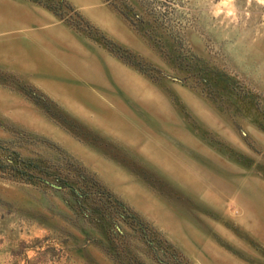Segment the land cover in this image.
Here are the masks:
<instances>
[{
	"label": "rangeland",
	"instance_id": "rangeland-1",
	"mask_svg": "<svg viewBox=\"0 0 264 264\" xmlns=\"http://www.w3.org/2000/svg\"><path fill=\"white\" fill-rule=\"evenodd\" d=\"M0 264H264V0H0Z\"/></svg>",
	"mask_w": 264,
	"mask_h": 264
},
{
	"label": "trees",
	"instance_id": "trees-1",
	"mask_svg": "<svg viewBox=\"0 0 264 264\" xmlns=\"http://www.w3.org/2000/svg\"><path fill=\"white\" fill-rule=\"evenodd\" d=\"M60 1L62 3L63 0H60ZM129 12H131V11H129ZM124 14L127 17H129V15H130L129 13H127L125 11H124ZM157 30L158 29H156V28H152V38L153 39H155V37L156 38L158 37V34H157L158 31ZM163 42L169 48L170 56H172V57L175 56L173 53L175 51V44L170 43V42L168 43L167 40H163ZM190 60H191L189 63V64H191L190 70L191 69L194 70L196 75L203 77L204 80L211 83V87H212L213 92L223 91V92H227V94H229V95H239V93H238V91H236L235 87L231 85L232 78L229 75H227L225 72L209 66L203 58H201L197 55H193ZM251 106L253 108H255L256 111H260V109L255 106L254 102L251 103ZM22 162L27 163L26 160L22 161ZM19 165H20V163H18V166ZM101 196H103V195H101ZM77 197L80 198V200H82V201L90 199L89 198L90 196L88 194H85V193L82 194V196L77 194ZM93 203L94 204L96 203V199L92 201V208L95 211L100 210L101 208L107 207V201H104V200H101L100 204H97V205H93ZM101 203H103V204H101ZM119 205L122 207L121 203ZM95 211H94V213H95ZM109 231H110V229L106 226L105 232L107 233Z\"/></svg>",
	"mask_w": 264,
	"mask_h": 264
},
{
	"label": "bare ground",
	"instance_id": "bare-ground-1",
	"mask_svg": "<svg viewBox=\"0 0 264 264\" xmlns=\"http://www.w3.org/2000/svg\"><path fill=\"white\" fill-rule=\"evenodd\" d=\"M86 72V71H85Z\"/></svg>",
	"mask_w": 264,
	"mask_h": 264
}]
</instances>
